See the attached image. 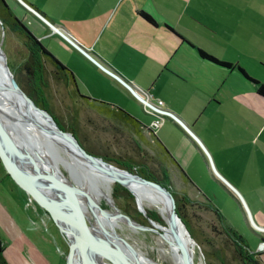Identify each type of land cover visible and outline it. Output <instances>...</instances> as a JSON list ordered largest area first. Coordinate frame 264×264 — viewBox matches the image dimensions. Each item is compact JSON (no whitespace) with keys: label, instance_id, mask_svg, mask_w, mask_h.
<instances>
[{"label":"crops","instance_id":"obj_1","mask_svg":"<svg viewBox=\"0 0 264 264\" xmlns=\"http://www.w3.org/2000/svg\"><path fill=\"white\" fill-rule=\"evenodd\" d=\"M5 3L20 21L28 16L31 26L26 21L24 25L42 43L61 40L73 49L82 66L89 68L90 77L95 74L96 79L108 86L116 84L134 98L46 24L21 9L15 0ZM53 3L58 6L57 18L48 16L38 5L33 6L143 96L163 100L165 110L182 119L201 138L219 172L231 175L235 185L246 187V197L264 190V97L257 94L256 86L239 70L264 83V0H53ZM13 4L21 11V17ZM140 12L149 15L154 23L144 19ZM199 50L229 66L203 59ZM61 63L72 71L76 82L77 78L84 81L82 74ZM83 96L106 97L100 93ZM97 101L107 103L103 99ZM137 119L148 128L153 121ZM164 127L165 124L155 134L174 158L161 136ZM209 172L212 175L210 168ZM188 185L194 187L192 181ZM19 194L18 185L0 161V238L4 244L0 264H36L35 261L46 264L49 257L33 237L32 225L19 223ZM22 194L24 198L26 194Z\"/></svg>","mask_w":264,"mask_h":264},{"label":"rangeland","instance_id":"obj_2","mask_svg":"<svg viewBox=\"0 0 264 264\" xmlns=\"http://www.w3.org/2000/svg\"><path fill=\"white\" fill-rule=\"evenodd\" d=\"M15 1L20 8L25 9L17 0ZM29 2L45 10L51 18L59 17L58 6L53 3V0H29ZM13 6L17 16L21 17V11L16 5L13 4ZM25 10L27 11V9ZM23 19L30 27L28 16L23 17ZM25 21L22 20V23L24 24ZM42 44L49 48L54 57L82 74L84 81L77 78V86H79L82 95L86 93L89 95L103 94L106 97L88 98L93 100L103 99L107 103L119 105L135 117L143 118L147 123L154 120L153 116L144 114L143 104L132 98L123 88L116 84H112V87L108 86L104 81L96 79L95 74H93L94 78L90 77L89 68L82 66V61L73 49L64 42L55 38L44 40ZM0 45L8 57L9 65L17 72L24 74L26 67L33 68L32 65L37 66V56L33 52V48L26 42V39L8 23L4 24L1 20ZM40 78L43 84H39L43 90L36 88L35 92L32 91V101L37 107L47 111L61 129L66 128L74 134L86 150L108 159L114 165L121 163L127 166L142 167V169L147 168L159 179L166 181L171 190L179 197L188 201L186 217L194 237L191 236L196 242V250L193 254L195 264H241L229 236L226 235V230H233L242 235L251 250L256 252L261 242L259 237L260 235L264 236V234L251 229L245 212L236 200L233 191L227 188L213 172L212 175L210 174L208 159L203 150L175 120L170 117L164 120L165 127L161 131V136L165 138L178 164L183 167L191 178L194 187L189 186L186 181L180 179L178 170L163 158L150 133L145 132L144 138L137 136L131 127L117 123L109 116L101 114L89 102L75 96L70 81L58 76L55 73V68L50 63L43 64ZM139 94L143 99L146 98L141 93ZM169 119L174 121L183 131L177 128ZM61 172L69 186L76 184L66 170L62 168ZM224 178L239 191L242 189L240 192L252 210L255 223L264 228V190L254 193V197H246V187H243L240 183L235 185L236 181L231 175H224ZM18 187L20 191L19 223L21 224L24 221L32 225L33 237L44 249L45 256L49 257L46 264H68L69 239L67 235L53 219L52 213L50 214L37 200L28 195L22 187L19 185ZM22 193L26 194L24 198ZM119 203L131 217H128L126 213H123L117 207L122 215L132 223L140 224L146 229H141L139 234L123 232L120 229H118V233L123 235L129 242L135 254L151 261L144 264H153L152 261L155 260V255L151 252L149 246L151 241L149 228L153 226L149 223L148 218L140 213L135 200L123 199ZM205 204L218 211L222 215L223 221L219 222L215 212L210 208L208 209ZM101 205L103 208L108 207L105 202H102ZM256 207L262 208L257 211ZM147 212L150 219L166 224L156 209L148 208ZM82 216L85 222L94 223L88 216L84 214ZM261 258L264 262V254ZM103 262L110 264L105 260ZM35 263L37 264V261ZM134 263L141 264L136 260H134Z\"/></svg>","mask_w":264,"mask_h":264},{"label":"water","instance_id":"obj_3","mask_svg":"<svg viewBox=\"0 0 264 264\" xmlns=\"http://www.w3.org/2000/svg\"><path fill=\"white\" fill-rule=\"evenodd\" d=\"M25 9L37 16L44 24L50 27L59 37L66 41L70 46L81 53L93 65L100 69L117 82H119L130 94L140 103L146 100L140 96L138 91L127 81L122 79L113 70L105 66L99 59L93 56L86 48L76 41L70 34L62 31L56 24H53L43 14L33 9L24 0H17ZM0 96L9 104L16 116L12 113L0 112V161L6 172L23 188L31 197L37 200L50 213L47 204H54L61 207L65 213L72 239H69V253L67 255L68 264H75V253L79 259L82 258L86 264H98V261L105 260L110 264H133L127 255L120 248L113 246L104 238L91 232L86 227L82 216L79 201L74 189L69 186L63 178H60L43 169V165H38L26 157L25 150L36 149L39 145L35 137H29L27 128L39 132L48 139L52 140L58 147L68 153L78 157L91 172H95L117 184L128 189L135 197L131 186H142L152 188L160 192L168 204L167 225L177 244L182 264H195L194 255L189 247V241H193L188 228L181 219L173 194L164 186L154 181L148 180L138 173L118 167L105 161L102 157L89 153L79 142L74 134L59 127L51 115L35 105L32 99L20 87L14 73L12 72L8 57L0 45ZM144 97H146L144 95ZM150 108L158 112H166L168 116L175 120L201 147L208 159L209 168L219 180L231 189L235 194L240 206L245 212L249 225L257 233L264 234V228L258 226L253 217L246 199L242 193L219 172L214 158L201 138L188 126L182 119L173 113L156 108L148 104ZM161 110V111H160ZM31 138V139H30ZM25 149V150H24ZM39 160V159H38ZM91 172V173H92ZM138 210L149 223H153L147 212L139 205L135 197ZM112 203L117 207L112 199ZM51 214V213H50ZM52 215V214H51ZM53 217V216H52ZM54 219V218H53ZM264 252V240L260 242L256 253Z\"/></svg>","mask_w":264,"mask_h":264},{"label":"bare ground","instance_id":"obj_4","mask_svg":"<svg viewBox=\"0 0 264 264\" xmlns=\"http://www.w3.org/2000/svg\"><path fill=\"white\" fill-rule=\"evenodd\" d=\"M4 111L13 113L16 121L19 122L17 115L11 111L9 104L0 96V112ZM29 137L36 136L39 145L36 149L25 150L26 157L42 168L51 171L52 174L64 178L61 169L66 170L72 181L76 184L71 186L74 189L76 197L79 201L82 214L93 220V224L86 223V227L94 234L104 238L113 246L120 248L127 255L131 263L136 260L138 263L144 264L151 262L148 258L135 254L129 242L123 235L118 233V229L123 232L139 234L141 229H146L140 224H134L122 215L117 207L112 203V190L114 181H111L95 172L92 173L86 168L84 163L76 156L68 153L66 150L58 147L54 142L39 132L27 128ZM31 139V138H30ZM39 159V160H38ZM132 191L137 198L139 205L147 212L148 208L158 211L166 224L153 220L150 223L153 227L149 228L151 241L149 242L150 250L155 255L153 264H182L180 253L175 243L174 237L167 225L168 204L165 197L158 191L142 186H131ZM82 197V199H80ZM102 202L107 203L108 207L103 208ZM52 213L53 218L61 227L62 231L70 240L71 232L68 226L65 211L54 204H47ZM148 215V212H147ZM141 226V227H140ZM189 247L192 253H195L196 242L189 241ZM75 264H86L79 259L77 252L75 253ZM98 264H106L103 260Z\"/></svg>","mask_w":264,"mask_h":264},{"label":"trees","instance_id":"obj_5","mask_svg":"<svg viewBox=\"0 0 264 264\" xmlns=\"http://www.w3.org/2000/svg\"><path fill=\"white\" fill-rule=\"evenodd\" d=\"M24 1L28 5H30L33 9L40 12L36 7H34L30 3H28L26 0H24ZM41 14H43V13H41ZM140 15L144 19H146L147 21L154 23V20L149 15L145 14L144 12H140ZM0 20L3 21L4 24L8 23L16 32L20 33L26 39V42L28 43V45L31 48H33V52L37 56L36 57L37 58V66L35 65L36 67H34V65H32L33 68L32 67H26L24 69V74H22L21 72L20 73L17 72L16 70H14L10 66L12 72L14 73L16 81L18 82L20 87L25 91V93L32 100H33L32 91L35 92L36 88H40L41 90H43V88L40 87L43 84V81L40 78L42 76L43 64L46 62L50 63V65H52L55 68V73L58 76H61L62 78L70 81L71 85L74 88L73 93L75 94V96L89 102L91 105L95 106L96 109L101 114L109 116L110 118L115 120L117 123L131 127L137 136H141L144 138L145 132L150 133V136L154 139V142L156 143L158 149L161 152V155L167 161V163L181 171V173H182L187 184L191 183L190 179L188 178L186 173L183 171L181 166L178 164L176 159L172 157V155L166 149V147L158 140L154 131L150 130L147 126L142 124L137 118H135L130 113H128L127 111H125L124 109H122L120 107H114L110 104L103 103L101 101L93 100V99H90L86 96H83L79 91V88L77 86V82L73 76L72 71H70L68 68H66L56 57H54V55L51 52H49V50L45 46H43L42 42L40 40H38L33 35V33L22 23V21H20V19H18L16 16H14L9 11V7L5 3V0H0ZM199 54L203 59L210 60V61L215 62L221 66H226V67L229 66V64L220 62L217 59H215L214 57L204 53L201 50H199ZM239 70L241 71V73L244 74V76L249 81H251L256 86L257 94L259 96L264 97V83H260V82H257L255 80L251 79L250 77H248V75L243 70H241L240 68H239ZM63 129L65 131L69 132L68 129H66V128H63ZM89 153L95 155L92 152H89ZM103 159L105 161L111 163V161H109L108 159H105V158H103ZM116 166L130 170V171L135 172V173H138L141 176H143L144 178L151 180V181H154L156 183H159L162 186H164L165 188H167L173 194V196L175 198L177 211H178L181 219L184 221L186 227L188 228L189 232L193 236L192 229L189 226V223H188L187 217H186V210H187V206H188V201L184 200L182 197H179L173 190H171L170 186L166 183V181L159 179L157 176L154 175V173L150 172L149 169H147V168L142 169V167L127 166V165L121 164V163H117ZM159 168H160V166H159ZM112 193H113L112 198L115 201V205L118 208H120V210L123 213H126V215L128 217H131L129 214H127V212H125L124 208L120 205L119 202L123 199L135 200L134 195L128 189H126L125 187H123L122 185L117 184V183L114 184ZM205 206H207L208 209L210 208L211 210H213L215 212V214L218 216L219 222L223 221V217L218 211H216L214 208H212L209 205L205 204ZM158 222L162 223L160 221H158ZM226 235L229 236L230 242H231L232 246H234V250L240 258L241 264H264V262L261 258L264 253H256V252L252 251L248 242L246 241V239L242 235L238 234L236 231H233V230H226ZM259 238L261 241L264 240V236L260 235ZM3 251H4V244H3L2 239L0 238V258L2 256Z\"/></svg>","mask_w":264,"mask_h":264},{"label":"built area","instance_id":"obj_6","mask_svg":"<svg viewBox=\"0 0 264 264\" xmlns=\"http://www.w3.org/2000/svg\"><path fill=\"white\" fill-rule=\"evenodd\" d=\"M146 103H143L144 110L148 115L153 116L155 119L151 122L149 129L156 132L164 125V120L167 119L169 116L166 112H158L153 110L148 106V104L154 105L156 108L161 109L162 111L165 110L166 104L161 99H154L153 97L145 98ZM148 107V108H147ZM147 109V110H146ZM160 110V111H161Z\"/></svg>","mask_w":264,"mask_h":264}]
</instances>
